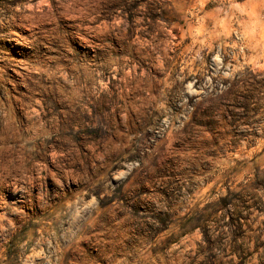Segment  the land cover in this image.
I'll return each instance as SVG.
<instances>
[{"label": "rangeland", "instance_id": "374dc122", "mask_svg": "<svg viewBox=\"0 0 264 264\" xmlns=\"http://www.w3.org/2000/svg\"><path fill=\"white\" fill-rule=\"evenodd\" d=\"M1 125L0 264H264V0H0Z\"/></svg>", "mask_w": 264, "mask_h": 264}, {"label": "bare ground", "instance_id": "6f19581e", "mask_svg": "<svg viewBox=\"0 0 264 264\" xmlns=\"http://www.w3.org/2000/svg\"><path fill=\"white\" fill-rule=\"evenodd\" d=\"M10 111V110H9ZM12 113V112H11ZM7 116V115H6ZM7 118H8V116H7ZM6 119V118H5ZM13 119V118H12ZM5 121V120H4ZM3 121V122H4ZM8 121V120H7ZM15 121V120H14ZM28 121V120H27ZM9 122V121H8ZM16 122V121H15ZM7 123V122H6ZM3 125V124H2ZM2 125L0 126V127H2ZM10 126V125H9ZM19 127V126H18ZM8 128V127H7ZM10 128V127H9ZM9 128H8V130H9ZM7 130V129H6ZM1 131H2V129H1ZM9 133H11L10 131H8ZM21 133V132H20ZM7 134V133H6ZM11 135H13V134H11Z\"/></svg>", "mask_w": 264, "mask_h": 264}]
</instances>
